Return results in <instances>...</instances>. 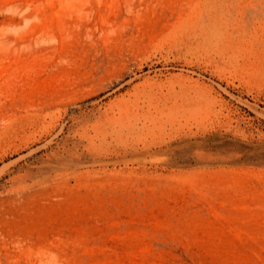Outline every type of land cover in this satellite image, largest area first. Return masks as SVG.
<instances>
[{"label":"rangeland","instance_id":"1","mask_svg":"<svg viewBox=\"0 0 264 264\" xmlns=\"http://www.w3.org/2000/svg\"><path fill=\"white\" fill-rule=\"evenodd\" d=\"M0 264H264V0H0Z\"/></svg>","mask_w":264,"mask_h":264}]
</instances>
